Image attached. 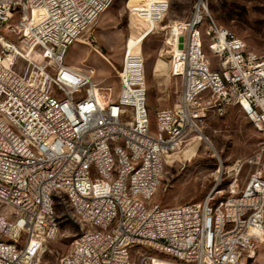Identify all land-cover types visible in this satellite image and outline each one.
Wrapping results in <instances>:
<instances>
[{
  "label": "built area",
  "instance_id": "1",
  "mask_svg": "<svg viewBox=\"0 0 264 264\" xmlns=\"http://www.w3.org/2000/svg\"><path fill=\"white\" fill-rule=\"evenodd\" d=\"M110 3L0 0V202L11 208L0 212V264H43L62 200L83 228L60 264H242L264 243V146L235 162L226 197L175 206L153 198L166 162L211 115L238 107L264 141V56L218 23L209 0L163 26L169 0H128L131 16L166 33L179 85L176 103L152 120L142 53L125 52L115 99L101 96L95 69L66 61L82 38L107 60L91 30Z\"/></svg>",
  "mask_w": 264,
  "mask_h": 264
},
{
  "label": "rangeland",
  "instance_id": "2",
  "mask_svg": "<svg viewBox=\"0 0 264 264\" xmlns=\"http://www.w3.org/2000/svg\"><path fill=\"white\" fill-rule=\"evenodd\" d=\"M164 2L165 0H157ZM128 0H111L109 7L100 15L91 32L96 37L94 47L107 58L104 59L90 45L77 41L71 46L66 61L68 64L88 70L95 69V80L103 98L115 99L120 90V78L123 57L129 42L138 37V29L131 26L132 19L144 23L141 17L127 9ZM210 11L219 24L229 28L241 37L250 51L264 56V0H209ZM194 0H169V12L162 24L185 20L192 11ZM134 6V3H130ZM152 33V32H151ZM148 34L143 41L148 107L151 118L158 108L172 107L179 95V85L169 75L168 57L165 54L167 35L159 30ZM207 55L213 62L217 57L211 55L208 46ZM43 59L39 51L32 54ZM113 67H112V65ZM160 65H159V64ZM25 63L17 71L23 73ZM203 137L195 145H190L183 153L166 162L165 171L153 202L162 206H175L193 202H202L211 193L219 198L229 195L233 181L232 168L238 159H247L259 153L264 141L255 130L252 122L238 107H232L223 116L211 115L203 128ZM246 169L239 175L238 184L245 181ZM0 212L9 213L11 208L0 202ZM61 218V230L58 237L48 243L43 255V264H60L74 237L83 228L81 221L68 220L72 211L66 205H57ZM155 254V253H154ZM242 264H264V243L255 249L252 258Z\"/></svg>",
  "mask_w": 264,
  "mask_h": 264
},
{
  "label": "bare ground",
  "instance_id": "3",
  "mask_svg": "<svg viewBox=\"0 0 264 264\" xmlns=\"http://www.w3.org/2000/svg\"><path fill=\"white\" fill-rule=\"evenodd\" d=\"M142 20H144L143 21L144 23H142L141 27L139 25L140 24L139 21L136 20L135 18L132 19V23H131V26L136 27L138 29V37L135 40L132 39L129 42V44H128L127 48H126V51L129 50V54L132 55L133 57H135L138 54L142 53L143 41L147 37V35L152 32L151 30L160 27V25L158 23L152 22L150 19H144V18H142ZM201 137L205 138L203 135H200L199 137H196V139L190 145H192V146L195 145V143H197L198 139H200ZM190 145L186 146L183 149V152ZM156 264H160V263L159 262H156Z\"/></svg>",
  "mask_w": 264,
  "mask_h": 264
},
{
  "label": "trees",
  "instance_id": "4",
  "mask_svg": "<svg viewBox=\"0 0 264 264\" xmlns=\"http://www.w3.org/2000/svg\"><path fill=\"white\" fill-rule=\"evenodd\" d=\"M59 204H60V205H62V204H63V205H66V203H65L64 200H62L61 203H59ZM67 218H68V220H69V217H67Z\"/></svg>",
  "mask_w": 264,
  "mask_h": 264
}]
</instances>
